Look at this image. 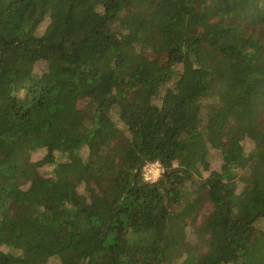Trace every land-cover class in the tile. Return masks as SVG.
<instances>
[{
	"label": "trees",
	"instance_id": "1",
	"mask_svg": "<svg viewBox=\"0 0 264 264\" xmlns=\"http://www.w3.org/2000/svg\"><path fill=\"white\" fill-rule=\"evenodd\" d=\"M0 264H264V0H0Z\"/></svg>",
	"mask_w": 264,
	"mask_h": 264
},
{
	"label": "rangeland",
	"instance_id": "2",
	"mask_svg": "<svg viewBox=\"0 0 264 264\" xmlns=\"http://www.w3.org/2000/svg\"><path fill=\"white\" fill-rule=\"evenodd\" d=\"M49 22H50V18L47 17L42 22V24L39 27L40 28V31H43L48 26ZM164 61H166V60H164ZM86 103H87V100L86 101L85 100L82 101V105H85ZM41 153L42 152H40V153L39 152L38 153L37 152L33 153L32 156H31V159L32 160H35V159L39 158L41 156ZM211 159H212V161H211L212 162V167L213 168L218 167L219 164H220V161H221L220 155L217 152H212ZM46 168H50V166H47ZM144 169H145L144 173L145 172L148 173L149 176H152L153 178L159 177V175L163 171V168H162V166H161V164L159 162L149 163V164H147L146 167H144ZM207 173H209V171L205 172V174H207ZM27 186H29V183L27 184ZM80 188H82V187H80ZM210 209H211L210 203L208 201H205V204H204V206H203L200 214H204L206 212H209ZM197 221L198 222L200 221V218L199 217L197 218Z\"/></svg>",
	"mask_w": 264,
	"mask_h": 264
},
{
	"label": "built area",
	"instance_id": "3",
	"mask_svg": "<svg viewBox=\"0 0 264 264\" xmlns=\"http://www.w3.org/2000/svg\"><path fill=\"white\" fill-rule=\"evenodd\" d=\"M152 167V166H151ZM155 167V166H154ZM150 168V167H149ZM152 170V169H151ZM144 175H145V178L147 179V180H155V179H157V178H153L152 176H149V174L148 173H144ZM160 176V175H159Z\"/></svg>",
	"mask_w": 264,
	"mask_h": 264
}]
</instances>
